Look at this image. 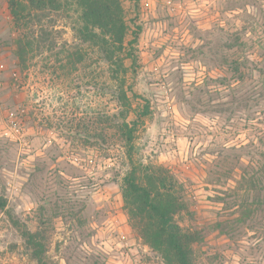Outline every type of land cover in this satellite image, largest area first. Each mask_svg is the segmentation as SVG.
<instances>
[{
  "label": "rangeland",
  "instance_id": "rangeland-1",
  "mask_svg": "<svg viewBox=\"0 0 264 264\" xmlns=\"http://www.w3.org/2000/svg\"><path fill=\"white\" fill-rule=\"evenodd\" d=\"M121 2L125 40L136 39L127 92L135 110L148 106L135 158L166 166L184 186L178 223L204 235L194 264H264V206L246 218L237 193L243 171L264 168V0ZM75 16L44 13L50 48L77 42ZM17 33L0 0V264H37L12 219L39 231L54 264H162L123 208L122 107L105 65L84 44L86 59L71 69L45 45L21 68Z\"/></svg>",
  "mask_w": 264,
  "mask_h": 264
},
{
  "label": "trees",
  "instance_id": "trees-1",
  "mask_svg": "<svg viewBox=\"0 0 264 264\" xmlns=\"http://www.w3.org/2000/svg\"><path fill=\"white\" fill-rule=\"evenodd\" d=\"M7 9L18 32L14 44L21 68H26L35 51L54 43L47 25L41 22L44 13L74 10L76 16L70 28L77 42L64 40L58 47L47 45V49L57 47L58 55L65 59L63 65L76 69L86 59L85 44L105 65L108 84H113V96L122 107L116 126L129 163L120 183L128 224L143 244L159 254L162 264H194L193 245L202 241L204 235L200 230L182 228L178 223L177 217L188 213L184 186L166 166L135 158L136 127L139 119L148 113V106L138 112L132 107L127 92L130 66L126 60H130V65L137 61L127 45L136 39L134 36L132 40H125L128 24L121 0H7ZM130 113L135 115L132 121L127 120ZM237 188V193L244 197L240 203L241 214L248 218L259 206H264V168L260 173L243 171ZM250 196L252 199L248 200ZM3 206L0 202V207ZM12 223L37 264H54L46 256V242L39 231H31L17 219H12Z\"/></svg>",
  "mask_w": 264,
  "mask_h": 264
},
{
  "label": "built area",
  "instance_id": "built-area-1",
  "mask_svg": "<svg viewBox=\"0 0 264 264\" xmlns=\"http://www.w3.org/2000/svg\"><path fill=\"white\" fill-rule=\"evenodd\" d=\"M9 128L11 131L17 130L18 126L17 123L14 121V119L10 118L9 119ZM77 157L76 156H71V161L76 163Z\"/></svg>",
  "mask_w": 264,
  "mask_h": 264
}]
</instances>
